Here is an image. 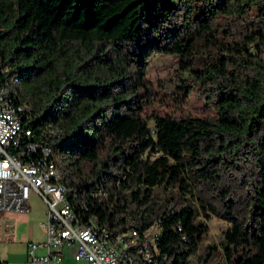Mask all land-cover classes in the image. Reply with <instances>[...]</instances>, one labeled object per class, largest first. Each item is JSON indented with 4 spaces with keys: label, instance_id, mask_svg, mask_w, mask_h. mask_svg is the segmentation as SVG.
<instances>
[{
    "label": "trees",
    "instance_id": "trees-1",
    "mask_svg": "<svg viewBox=\"0 0 264 264\" xmlns=\"http://www.w3.org/2000/svg\"><path fill=\"white\" fill-rule=\"evenodd\" d=\"M157 52L178 59L165 91L213 114L151 127ZM0 56L29 124L60 126L46 138L81 219L155 225L163 264H193L215 214L228 224L200 264H264V0H0Z\"/></svg>",
    "mask_w": 264,
    "mask_h": 264
},
{
    "label": "built area",
    "instance_id": "built-area-1",
    "mask_svg": "<svg viewBox=\"0 0 264 264\" xmlns=\"http://www.w3.org/2000/svg\"><path fill=\"white\" fill-rule=\"evenodd\" d=\"M9 68L0 56V229L2 211H30L27 203L32 192L46 204L43 225L47 235L43 240L27 241L26 264L61 261L66 250L75 260L90 264H163L157 226L143 233L134 226L112 231L96 214L80 218L71 203V192L60 178L57 153L47 139L60 133V126L47 120L36 131L29 124L32 106L14 88L18 76H1ZM95 191L106 193L101 187ZM0 264L9 261L0 257Z\"/></svg>",
    "mask_w": 264,
    "mask_h": 264
},
{
    "label": "rangeland",
    "instance_id": "rangeland-1",
    "mask_svg": "<svg viewBox=\"0 0 264 264\" xmlns=\"http://www.w3.org/2000/svg\"><path fill=\"white\" fill-rule=\"evenodd\" d=\"M178 64L176 55L171 53L157 52L152 54L146 63L145 77L151 83V99L143 105V112L147 117L148 123L153 127L154 116L173 113L177 115L190 114L203 116L213 114L214 110L208 106L201 95L196 91L189 94L181 92L165 91L160 83H169L171 78H174V70ZM21 87V97L26 98L23 82L17 81L14 83ZM43 199L35 192H32L30 201L27 203L30 206L29 212L2 211L1 215L10 214V218L3 223L0 229V257L9 261V264H26L28 258L27 241L28 240H43L46 238V231L43 225ZM203 217V216H202ZM209 224L208 232L201 241L199 251L191 255L190 262L200 264L199 255L203 254L204 246L209 242H217L222 229L226 227L228 221L215 214H210L205 218ZM156 227L152 226L154 231ZM45 251L44 249L40 250ZM65 261H52L51 264L67 263ZM87 262V261H86ZM69 264H75L70 262ZM88 264V263H87Z\"/></svg>",
    "mask_w": 264,
    "mask_h": 264
},
{
    "label": "crops",
    "instance_id": "crops-1",
    "mask_svg": "<svg viewBox=\"0 0 264 264\" xmlns=\"http://www.w3.org/2000/svg\"><path fill=\"white\" fill-rule=\"evenodd\" d=\"M11 212V211H9ZM43 212H44V217H43V220L45 218V215H46V204L44 203V207H43ZM10 214H4V222L5 223L9 218H10ZM66 259L70 260L69 262L67 263H62V264H69L70 262H74L75 264H87L88 262H86L85 260H75L71 253H70V250H66L64 256H63V261H65ZM90 264V263H88Z\"/></svg>",
    "mask_w": 264,
    "mask_h": 264
}]
</instances>
